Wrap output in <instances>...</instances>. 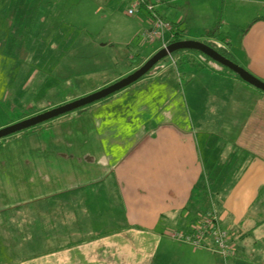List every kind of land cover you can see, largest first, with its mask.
Returning <instances> with one entry per match:
<instances>
[{
  "label": "crops",
  "instance_id": "obj_1",
  "mask_svg": "<svg viewBox=\"0 0 264 264\" xmlns=\"http://www.w3.org/2000/svg\"><path fill=\"white\" fill-rule=\"evenodd\" d=\"M162 3L156 7L165 17ZM181 22L172 23L183 37ZM222 44L264 82V16L236 44ZM209 75L218 91L182 88L195 95L197 110L211 96L229 126L243 119L234 136L194 135L182 121L156 118L166 101L184 105L174 102L175 86L164 77L143 80V98L124 88L77 119L50 120L12 140L20 138L19 151H0V264H222L211 250L170 236L213 211L229 234L226 264H264V92ZM120 98L111 115L109 103ZM146 111L151 117L142 116ZM222 125L214 119L203 127ZM256 240L263 247L256 249Z\"/></svg>",
  "mask_w": 264,
  "mask_h": 264
},
{
  "label": "rangeland",
  "instance_id": "obj_2",
  "mask_svg": "<svg viewBox=\"0 0 264 264\" xmlns=\"http://www.w3.org/2000/svg\"><path fill=\"white\" fill-rule=\"evenodd\" d=\"M134 1L0 0V128L81 98L127 76L132 68V56L142 64L150 58L158 50L161 40L156 39L152 43L144 41L142 34L150 27V15L145 4L144 10L136 8L132 15H128L127 11L132 8ZM153 1V12L160 17L156 7L158 0ZM167 1L171 3L169 7ZM187 3L190 5L187 6ZM161 6L163 9L159 10H164V18L168 22L182 20L178 24L183 31L182 39L207 43L216 49L227 46L222 44L224 40H229L230 45L236 44L253 19L264 16V0H163ZM211 36L215 40H210ZM168 37V32H165L163 40ZM211 71L233 76L242 86L252 87L230 69L201 52L181 49L158 61L143 79L124 90H143L147 87V81L143 80L152 79L158 83L165 77L167 80L162 83L175 86L174 102L179 103L182 99L184 105L182 108L175 104L170 107V101H166L163 109L155 110L156 118L160 117L167 123L182 121L194 135L234 136L243 119L237 121V126H229V117L224 118L221 111V114L214 112L216 104L211 96L210 101L203 102L205 105L197 110L195 95H188L186 89L182 88L197 84L203 92L207 88L211 93L214 92L219 85L211 83ZM138 91L136 97L143 98L141 95L144 90ZM221 91L224 92L223 89ZM129 94L126 95L127 104L131 96ZM132 98H135L133 94ZM122 102L120 98L119 103L117 99L109 103L111 115H116L114 110L117 111ZM151 113L146 111V115L143 112L142 116L151 117ZM216 113L218 116H214ZM64 116L77 119V111L68 112L54 120ZM213 118L225 126H219L216 130L203 127L205 123H212ZM235 118L240 119L239 115ZM63 120L68 122L71 118ZM43 124L47 123L15 133V137L0 139V151H19L20 138H17L18 141L12 140L22 133H37L38 128L45 126ZM262 214L264 216V207ZM254 241L253 238L249 239V243ZM256 242V249L263 247L264 241ZM216 256L222 264H226L222 257Z\"/></svg>",
  "mask_w": 264,
  "mask_h": 264
},
{
  "label": "water",
  "instance_id": "obj_3",
  "mask_svg": "<svg viewBox=\"0 0 264 264\" xmlns=\"http://www.w3.org/2000/svg\"><path fill=\"white\" fill-rule=\"evenodd\" d=\"M181 49H192L201 52L206 55L213 61L221 64L222 66L227 67L239 78L246 82L247 84L253 86L254 88L261 90L264 92V82L252 75L243 67L236 64L234 61L226 58L221 55L212 47L207 44L195 40H178L169 43L166 47L157 50L150 58H148L140 67L135 69L133 72L129 73L127 76L93 92L88 95H85L76 100L52 107L45 111H42L38 114L32 115L30 117L24 118L18 122L7 125L5 127L0 128V139L5 138L7 136L13 135L20 131H23L27 128L34 127L43 122L49 121L51 119L62 116L68 112L77 110L81 107L90 105L94 102H97L101 99H104L124 88L133 84L137 80H139L142 76H144L149 70L161 59L169 56L172 52Z\"/></svg>",
  "mask_w": 264,
  "mask_h": 264
},
{
  "label": "built area",
  "instance_id": "obj_4",
  "mask_svg": "<svg viewBox=\"0 0 264 264\" xmlns=\"http://www.w3.org/2000/svg\"><path fill=\"white\" fill-rule=\"evenodd\" d=\"M142 4H145L150 15L148 18L150 27L145 29L142 34L144 41L151 43L156 39H160V48L166 47L168 39L164 41L163 37L165 32H168L169 35L171 25L153 12L155 4L148 3L145 0H135L127 14L132 15L134 9L139 8ZM170 236L178 242L189 244L195 248L211 250L224 260L232 256L228 231L220 225L218 216L214 211L201 218L199 223L193 225L189 232L173 231Z\"/></svg>",
  "mask_w": 264,
  "mask_h": 264
},
{
  "label": "trees",
  "instance_id": "obj_5",
  "mask_svg": "<svg viewBox=\"0 0 264 264\" xmlns=\"http://www.w3.org/2000/svg\"><path fill=\"white\" fill-rule=\"evenodd\" d=\"M159 13V12H158ZM160 18L162 19V20H165L166 22H168L164 17H163V15L162 14H160ZM170 25H171V30L169 31V37H168V44L169 43H171V42H174V41H178V40H184V39H182L181 37V31H178L177 30V28H176V24H174V23H172V22H168ZM154 42V41H153ZM152 43V42H151ZM205 44H207V43H205ZM208 46H210V47H212L213 49H215L217 52H219L221 55H223V56H225L226 58H228V56H227V53H226V51H224L223 49H222V47H219V49H216V48H214L213 46H211V45H209V44H207ZM159 48H160V46H159ZM159 48H158V50H159ZM171 55V54H170ZM172 59V58H171ZM229 59V58H228ZM130 64H131V66H132V68H133V71L135 70V69H137L138 67H140V65L142 64L141 62H140V60L139 59H137L135 56H132L131 58H130ZM183 71L185 72V70H184V68H183ZM184 72H182V73H184ZM148 73V72H147ZM145 76V75H144ZM144 76H142L140 79H143L144 78ZM139 79V80H140ZM138 81V80H137ZM117 93V92H116ZM115 94V93H114ZM114 94H112V95H114ZM112 95H110V96H108V97H106V98H104V99H101V100H99V101H97V102H100V101H103V100H105V99H107V98H109V97H111ZM97 102H94V103H97ZM94 103H92V104H94ZM92 104H90V105H87V106H84V107H81V108H79V109H77L76 111L77 112H81V111H83V110H85L87 107H89V106H91ZM40 112H42V111H40ZM40 112H37V113H40ZM60 117V116H59ZM58 118V117H57ZM54 119H56V118H54ZM54 119H51V120H54ZM47 122H50V120L49 121H46V122H43V123H47ZM40 125V124H39ZM36 126H38V125H36ZM36 126H34V128L36 127ZM33 129V128H32ZM15 134H13V135H10V136H7V137H5V138H2L1 139V141L2 140H4V139H6V138H10V137H12V136H14ZM0 141V142H1Z\"/></svg>",
  "mask_w": 264,
  "mask_h": 264
},
{
  "label": "bare ground",
  "instance_id": "obj_6",
  "mask_svg": "<svg viewBox=\"0 0 264 264\" xmlns=\"http://www.w3.org/2000/svg\"><path fill=\"white\" fill-rule=\"evenodd\" d=\"M148 1H149V0H148ZM155 1H156V0H155ZM150 2L154 3L153 0H152V1L150 0ZM148 3H149V2H148ZM140 7H141L142 10H144V8H143V4H142ZM140 7H139V9H138V8H137V9H138V10H141ZM159 15H160V14H159ZM132 72H133V71H132Z\"/></svg>",
  "mask_w": 264,
  "mask_h": 264
}]
</instances>
